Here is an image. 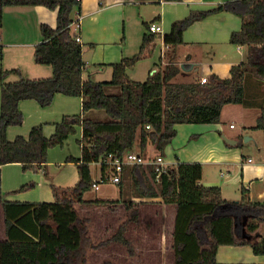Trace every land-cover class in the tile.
Segmentation results:
<instances>
[{
    "label": "trees",
    "instance_id": "16d2710c",
    "mask_svg": "<svg viewBox=\"0 0 264 264\" xmlns=\"http://www.w3.org/2000/svg\"><path fill=\"white\" fill-rule=\"evenodd\" d=\"M39 5L57 11V26L42 23V42L35 48L36 62L51 66L53 75L6 81L7 71H0V173L1 167L9 163L21 164L24 171L42 169L49 149L62 145L79 127L82 155L68 158L78 165L79 181L67 189L54 187L53 202L6 200L0 194L6 233V238L0 239V264H87L88 249L113 241L125 244L133 254L134 249L125 236L127 222L98 244L88 235L89 219L80 215L77 203L109 205L124 201L84 199V193L94 184L91 163L101 161L105 173L109 155L124 158L136 146L138 134L140 155L156 159L164 156L166 147L172 143L177 124H216L226 104L256 105L251 100L254 90L250 78L264 81V0L227 1L207 10H193L173 22L171 31L163 39L167 45L176 47L184 43L185 30L198 20L223 11L242 19L241 30L231 34L230 42L247 47V60L233 65L229 77L212 73L204 83L201 78L189 80L186 76L197 67L186 63L182 69L173 57L147 80L130 79L128 69L144 56L156 39L155 34L144 35L135 56L110 64L113 68L110 81L84 79L83 45L76 40L78 35L72 28L81 14V0H0V29L7 7ZM179 76L181 79L175 80ZM112 86L119 87L120 92L108 93L107 88ZM56 94L85 97L81 113L64 115L54 123L51 136H46L43 124H39L31 128L28 137L8 138V128L23 122L20 101L32 99L47 106ZM93 109L105 110L111 119L86 118V112ZM147 125L151 128L147 129ZM254 128L264 131V105ZM150 142L157 150L154 157L147 151ZM164 170L159 179L156 166L150 164L125 165L123 172H128L135 184L136 196L161 197L164 203L176 206L175 264H221L216 259L220 245L248 244L256 254L264 255V233L261 232L264 201H252L244 190L239 201H228L219 186L200 183L203 165L199 162H179ZM122 178L121 191L125 183ZM124 203L128 209L135 205L131 199ZM128 220L138 221L136 209L131 211Z\"/></svg>",
    "mask_w": 264,
    "mask_h": 264
},
{
    "label": "crops",
    "instance_id": "0c3cea01",
    "mask_svg": "<svg viewBox=\"0 0 264 264\" xmlns=\"http://www.w3.org/2000/svg\"><path fill=\"white\" fill-rule=\"evenodd\" d=\"M227 1L232 0H81V14L77 15V21L74 22L72 28L77 33V35L80 36V43L83 45V60L85 63V68H87L88 72L86 75L84 70V79L98 81L96 78H94L99 74L96 73V71L111 68L112 66L110 64L120 62L124 57H129V54L125 48L128 45V39L130 36H134L136 39L138 38L142 44L143 37L146 34H155L157 37L162 39L166 48L165 56H168L167 61L170 57H173V59H175V61L179 64L177 58L182 54V56L187 59V61H189L187 63L192 65V68L194 66L197 67L195 72L190 73L189 71V75L185 74L186 76L190 77V79L191 77H208L212 73H216L222 78L229 77L230 70L233 65L247 60L248 49L246 46L236 45L239 50V54L235 53L234 50H231L230 54L232 56L229 55L230 49L226 47V51L224 52L225 56L224 59H222L223 61L211 60L210 62H206L204 57L206 54L208 55V53H210L212 58V49L214 50V46L217 44L222 43L224 44V47L227 46V44L234 46V44L230 42L231 34L235 31L241 30L242 28V19L238 15L229 11H223L210 15L204 20H198L194 22L184 32V43L176 47L167 45L163 39V36L171 31L174 21L185 18L193 10H207ZM42 23H47L52 27H56L57 11L50 10L42 5L34 7L16 6L7 7L5 9L3 25L0 29V44L3 46V54L0 58L4 61L6 58L5 52L8 50L9 52L14 51L15 54L18 53L20 58L18 59V64H16V66L19 67V69H17V74L21 75L20 69L23 70V67H27L26 77H23L22 75L19 79L30 77L43 78L53 75V69L51 66L39 64L35 60V48L40 42H42V35L40 31V26ZM152 23L161 25L163 29L162 32H151L149 26ZM156 39L151 42L144 55L149 53ZM199 45H202V49L199 48ZM243 49L246 52L245 55L240 53ZM213 54L215 57L217 56L216 52H213ZM167 61L163 62L161 57L160 65L167 63ZM8 62L10 64V60ZM5 63L6 59L3 64L5 65ZM93 64H96V66H92ZM181 65L182 64H180V66ZM93 67H95L97 70L93 71ZM201 67L202 76L199 77ZM154 70L158 71L159 69L157 68ZM29 73H31L32 76L29 75ZM127 73L130 79L134 80L129 74V69ZM181 77L182 76H179L178 79ZM13 79L16 81L17 78ZM250 80L251 88L254 90V92H252L251 100L256 105L248 106L240 103L226 104L222 110L220 122L215 124L220 126V133L224 132L221 127V120L223 112L227 108H233L235 112L241 113L244 116L248 114L247 112L253 111V120L255 121L256 125L258 118L262 114V106L264 105V81L260 82L253 76L250 78ZM109 89H112V91L115 90L113 93L120 92L119 87H108L106 90L108 93H110ZM80 100L81 104H83L86 98L82 97ZM96 111L98 110H89L86 112V114H88V116L91 114H98ZM86 118L92 119L91 117ZM98 121L107 120L98 119ZM241 121H243L242 118ZM178 125L179 124L176 125V129ZM230 128L235 127H231L230 125ZM139 142L140 137L138 134L136 146L134 147L133 151L140 154ZM225 143L231 147H235L240 144V142L237 141L235 145H231L227 143L226 140ZM152 146L155 150V145L152 144ZM213 153L214 148L212 147L210 148V154L213 155ZM149 154L151 155L152 153ZM233 155L235 158L240 160L239 154L234 153ZM224 157L226 158L227 154L220 156V158ZM189 161L191 163L197 162L194 160L182 161L180 158V162ZM241 162L243 165H253L251 167L255 169L254 171L262 174L261 179L264 177V162L261 164H255V161L251 157L244 158V156H242ZM166 163L167 166L176 165L174 162ZM44 167H46V164ZM109 173V169H106L104 173L101 166L102 177L108 175ZM222 175L224 176L225 174L222 173ZM122 177H124V182L127 180H132L128 172H123ZM200 183L204 186H219L213 181L205 179L204 176H202ZM123 189L124 188H122L121 191L120 188L119 200H121ZM242 189L244 191H248V189L245 187ZM258 196V199H262L264 197V192L260 193ZM249 197H251L252 200L253 196L251 194H249ZM85 200L94 201L93 199ZM131 200L133 202H139V200L145 203L152 202L150 212L146 214L145 212L138 211V221H128L126 210H124V212L120 209L119 214L121 217H124L120 219L117 227H112L111 231H113L114 234L117 232L123 222H127L125 235L127 234L128 239L130 231H135L133 254L129 253V249L125 244L119 241H113L112 243L99 248H90L87 251V264H175L173 234L177 211L176 206L164 203L161 197L142 198L133 196ZM257 201H264V199ZM120 203L121 205L125 206L124 202ZM88 205L100 206L92 202ZM166 208L169 213L165 216ZM0 209L1 213H3L1 205ZM136 209L138 208L136 207ZM78 211L82 217L87 218H89L88 216L90 215L88 211L93 212L91 208H79ZM85 212L86 215H83ZM109 214L113 216L116 215L112 212H109ZM2 217L4 220V215ZM3 227L4 231L1 239L6 238L5 226L3 225ZM164 227L165 230H163ZM106 228L108 231L109 226H106ZM261 232L264 233L263 226L261 227ZM111 234L112 232L109 234V236L107 235L106 239L110 238ZM89 235L91 238L96 235L94 234L91 226L89 228ZM100 250L102 253L104 252V255L102 258H96L94 254L96 251ZM216 259L218 263L221 264H264V255L256 254L252 246L248 244L220 245Z\"/></svg>",
    "mask_w": 264,
    "mask_h": 264
},
{
    "label": "rangeland",
    "instance_id": "374dc122",
    "mask_svg": "<svg viewBox=\"0 0 264 264\" xmlns=\"http://www.w3.org/2000/svg\"><path fill=\"white\" fill-rule=\"evenodd\" d=\"M140 47L141 41L138 38L136 39L134 36H130L125 50L128 52L129 57H133L139 52ZM226 47L230 49L229 55H231V50H234L235 53L239 54V50L236 45L233 46L231 44H227V46L224 47V44L221 43L215 45L214 50L212 49L213 52L217 53V56L215 57L212 52L211 58L210 53H208V55L206 54L204 57L205 61H223L222 59H224ZM199 48L202 49V45H199ZM165 49L166 48L162 39L157 37L149 53L142 56L141 59H139L135 65L129 69V74L131 77L136 81L147 80L154 69H160L162 66L160 65L161 57L163 62L167 61L168 56H165ZM240 53L244 55L246 54L244 49L241 50ZM5 55V65L3 64L5 59L3 61L0 58V71H7V74L4 76L6 81H14L13 78H17L16 80H18L22 75L23 77H26L27 67H23V70L20 69L21 75L15 72L8 73L13 69H19V67L16 66V64H18V59L20 58L18 53L15 54L14 51L9 52L8 50L5 52ZM9 60L10 64L8 62ZM177 60L179 61V65H184L189 62L182 56V54L178 56ZM92 66H96V64H93ZM112 69L113 68L111 67L104 70L101 69V71H96L97 69L93 67L92 70L96 71V73H99L94 78H96L98 81L111 80L113 74ZM85 74H88L87 68H85ZM199 74V77H201L202 67ZM29 75H31V73H29ZM187 78L191 80L190 77ZM109 92L113 93L115 90L112 91V89H109ZM19 109L23 114V122L22 124L12 125L8 128V138L10 140H14L19 135L28 137L31 128L39 124H43L45 135L51 136L55 130L54 123L60 121L64 114H80L82 111V104L79 97L56 94L52 103L47 106H42L38 101L30 99L20 101ZM96 112L98 114H91L90 116L86 114L85 117H91L94 120H110V116L105 110H98ZM247 113L248 114L244 116L241 113L235 112L233 108H227L222 115L221 127L224 131L222 133L219 132L220 126L215 124H179L177 126V134L175 138L165 149V154L163 156L165 162H174L177 164L180 162V158L182 161L194 160L201 162L204 167L203 176L205 179H209L215 184L219 185L221 187L223 197L228 201H239L244 195L242 189L243 187L248 189V191H245L246 195L249 196V194H251L253 196L252 201L263 200L264 197L262 199H258V195L264 192V177L261 179L262 174L255 172V169L251 167L253 165H243L241 162L242 156H244V158L251 157L255 161V164H261L264 162V131L262 129L254 128V112L251 111ZM241 118L243 121H241ZM230 125H233L235 128H230ZM223 136L228 139L238 141L240 144L235 147L228 146L226 145ZM245 137H250V140L245 141ZM81 138V128L78 127L76 134H72L62 145H57L50 148L48 151L46 167L43 169L24 171L22 166L18 163H9L3 165L1 167L0 173V194L6 200L53 202L56 199L54 187L67 189L69 187L75 186L79 181L78 165L75 162H69L68 158L81 157L82 149L78 142V140ZM212 147L214 148L213 155L210 154V148ZM147 151L152 153L150 155L151 157H154L155 154H157V150H154L152 143L148 144ZM234 153L240 155V160L235 158L233 155ZM223 154H227V157L220 158V156ZM90 167L92 179L94 182H99L100 188L95 190L92 187L90 190L84 193V198L93 200H119V184L113 183L112 181H102L101 161L91 163ZM222 173L225 175L223 176ZM22 187L25 188L22 189ZM123 188L124 189L121 196V199L124 200L123 202H125V200L128 201L133 196L137 195L136 186L132 180H127ZM134 203L135 205L131 209L121 205L120 202H116L111 205L100 206H90L88 204L77 203L76 207L78 209H92L93 212L88 211V213H90L88 216L89 218H84L89 219L87 225L89 228L91 226L94 234H96L94 237H92L93 243L98 244L99 242L104 241L107 235L109 236L111 232V235H113V231H111L112 227H117L120 219L124 217L120 216V209L122 211L126 210L128 219L131 211L136 209V207L138 208L136 209L137 212L142 211L146 214L150 212L152 207V202L145 203L139 200V202L136 201ZM109 212L115 213L116 215H110ZM168 213L169 211L166 208L165 216ZM83 215H86V212L83 213ZM2 216L3 213H1L0 209V239L2 238L4 231V220ZM106 226H109L108 231ZM163 230H165V227ZM125 236L128 237L127 234ZM134 236L135 231L131 230L129 233V239L131 241L130 243L132 248H134ZM94 255L96 258H102L104 252L102 253L101 250L96 251Z\"/></svg>",
    "mask_w": 264,
    "mask_h": 264
},
{
    "label": "built area",
    "instance_id": "2783aa9c",
    "mask_svg": "<svg viewBox=\"0 0 264 264\" xmlns=\"http://www.w3.org/2000/svg\"><path fill=\"white\" fill-rule=\"evenodd\" d=\"M151 32H162V26L157 23H152L149 26ZM78 42H81L80 36H77L76 39ZM207 81L206 77L201 78V82L204 83ZM233 127V125H231ZM150 125H147V129H150ZM110 170V173L102 177V181H112L113 183H119L122 178V173L125 165H135V164H145V165H155L156 170L158 171V179L164 173L166 167V162L163 156H159L156 159H145L139 153L135 151H130L126 153L124 158H113L112 155H109V159L105 162ZM99 183L94 182L93 188L98 190L100 188Z\"/></svg>",
    "mask_w": 264,
    "mask_h": 264
},
{
    "label": "water",
    "instance_id": "95a60500",
    "mask_svg": "<svg viewBox=\"0 0 264 264\" xmlns=\"http://www.w3.org/2000/svg\"><path fill=\"white\" fill-rule=\"evenodd\" d=\"M184 65H181V68L182 69H184ZM154 72H155V70H154ZM224 137V139L227 141V143H229V144H231V145H235L236 143H237V141H235V140H232V139H228V138H226L225 136H223ZM250 140V137H245V141H249Z\"/></svg>",
    "mask_w": 264,
    "mask_h": 264
}]
</instances>
